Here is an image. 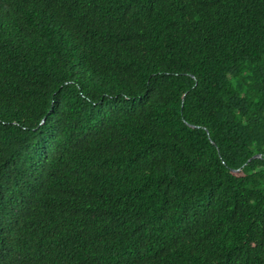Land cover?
<instances>
[{
	"label": "trees",
	"instance_id": "16d2710c",
	"mask_svg": "<svg viewBox=\"0 0 264 264\" xmlns=\"http://www.w3.org/2000/svg\"><path fill=\"white\" fill-rule=\"evenodd\" d=\"M0 264H264V0H0Z\"/></svg>",
	"mask_w": 264,
	"mask_h": 264
}]
</instances>
